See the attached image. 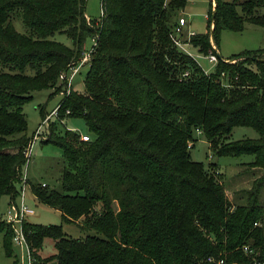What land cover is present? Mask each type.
I'll return each mask as SVG.
<instances>
[{"label":"trees","instance_id":"16d2710c","mask_svg":"<svg viewBox=\"0 0 264 264\" xmlns=\"http://www.w3.org/2000/svg\"><path fill=\"white\" fill-rule=\"evenodd\" d=\"M86 2L0 0V63L7 67L0 71V197L12 203L30 144L24 104L35 90L63 92L60 74L78 63L87 39L97 38L83 90L70 88L58 103L60 119L80 117L94 136L57 132L50 121L43 143L61 149L60 188L25 177L38 201L91 234L78 238L62 224L23 221L29 264L263 260L264 174L246 190L245 204L232 205L217 164L193 160L189 149L199 130L214 156L251 155L248 165L264 170V48L229 61L221 56L206 72L171 37L188 0H101L99 20L86 16ZM210 6L207 31L189 37L202 54L212 50L211 38L218 49L224 29L242 31L246 22L264 28V15L255 14L264 0H216L215 6L211 0ZM16 19L25 32L15 28ZM55 33L72 46L52 39ZM236 126L251 127L258 137L228 140ZM0 234L12 256L14 229L3 218Z\"/></svg>","mask_w":264,"mask_h":264},{"label":"rangeland","instance_id":"374dc122","mask_svg":"<svg viewBox=\"0 0 264 264\" xmlns=\"http://www.w3.org/2000/svg\"><path fill=\"white\" fill-rule=\"evenodd\" d=\"M211 0H188L185 11L180 13V17H184L189 25V30L197 33L207 31V17L210 13ZM230 1V0H225ZM213 3V0H212ZM101 0H87L86 2V16L91 19L99 20L102 14ZM238 10L239 7L237 8ZM255 14L264 15V6L257 7ZM15 28L20 32H25L19 20H14ZM187 27V26H186ZM184 30L183 40L186 37ZM52 39L58 40L67 46H72V40L64 33H55ZM91 45V39H87L85 46L88 48ZM264 48V28L249 22L245 23L242 31H233L224 29L221 31L219 38L220 55L228 58L231 55L237 54L243 50H253ZM191 53L195 54L197 61L204 71L210 72L214 68V63L209 62L208 59L200 54L193 46L186 48ZM199 54V55H198ZM88 64L81 66L77 73L74 74L71 80L70 88L77 91L83 90V79L87 71ZM0 71H7V67L0 63ZM65 86L62 88L63 92H54L53 89H41L32 92V98L23 106V112L27 119L26 134L30 137L31 150L24 167V175L34 184H47L50 188H60L58 180V163L61 158V149L53 143H43L47 138L49 132L48 125L51 121H56V131L63 132L64 129H77L80 133L86 134L91 138L94 136L87 130L84 120L80 117H65L60 123L54 116L45 119L49 116L51 111L58 105L62 99L64 92H69ZM45 114L44 119L42 114ZM41 125V126H40ZM39 129V134L36 132ZM257 132L246 126H236L228 135V140H236L242 138H257ZM195 140L192 141V146L189 149L190 156L193 160L202 162L205 166L209 163L217 164V169L222 171L226 179L235 181L234 175L238 172V168L246 166V161L252 158L251 155H242L239 157L232 156H214L209 148L208 141L200 132L194 133ZM247 169H242L243 171ZM253 183V181H252ZM251 183V186H252ZM250 186V187H251ZM240 189V185L236 186ZM249 189V188H248ZM20 194L15 200V204L23 203L34 212L30 215L24 216V221L36 224H62L63 230L73 237L83 238L91 231L81 230L74 223H65L61 219L59 210L52 208L44 203L38 201L29 188V185H23L19 188ZM260 202L263 205L264 201V187L261 190ZM245 195L246 190H245ZM241 195V194H240ZM236 198L234 197L233 201ZM12 202L6 195L0 197V218L4 217L5 212L10 207ZM4 219V218H3ZM13 228L14 224L12 223ZM20 228V224H15V232ZM14 254L7 256L2 248V235L0 234V264H29L28 253L25 243H16L12 241ZM16 260V262H15Z\"/></svg>","mask_w":264,"mask_h":264},{"label":"built area","instance_id":"2783aa9c","mask_svg":"<svg viewBox=\"0 0 264 264\" xmlns=\"http://www.w3.org/2000/svg\"><path fill=\"white\" fill-rule=\"evenodd\" d=\"M185 24H186V19L184 17H180L179 20H178L177 25L173 29L171 37H172V40L175 43V45H177L181 50H183L185 53H187L189 56H191L192 58H194L197 61V57L195 56V54L191 53L190 51H188L186 49L187 47L192 46L190 44V42H189V37L191 35L195 34V32L194 31H188L186 33V37H185L186 40H183V35H184L183 26ZM96 41H97V38L95 36H93L91 38V45L88 48L85 46L84 51H83V55H82L81 59L78 61V63H76L75 65L71 66V68L67 72H63V73L60 74V79L66 82V84H65L66 86L65 87L67 89L70 88L72 77L74 76L75 73L78 72L79 68L81 66H83L84 64H86V63L88 64V62H89V60L91 58V54L93 53V51L95 49ZM212 45H213V48H212V50L210 52H208L207 54H202V53H200V54L204 55L208 59L209 62H212L215 65L218 62V60L220 59L219 52H218L219 50L216 48V46L214 45L213 42H212ZM221 59H223L225 61H229L226 58H221ZM230 61L234 62V61H236V59H233V60H230ZM183 75L184 76H188L189 72L185 71ZM68 113H69V110L66 109L65 110V114H68ZM51 116L56 117L60 123H62L63 120H64L63 118L60 119L58 117V105L51 111V113L45 119V121L47 122L48 118H50ZM40 126L38 127L36 135L39 134V129L41 128ZM73 130H77V129H73ZM196 131L200 132L199 130H196ZM80 138L82 140H88L89 139L88 135L82 134V133H80ZM30 150H31V146L29 144V146H28V148L26 149V152H25L27 157H28V155L30 153ZM25 177L26 176L23 175V179H22L23 187L25 186V181H26ZM42 185H44V183H42ZM33 212L34 211L32 209L28 208L23 203H20L19 205L15 204V203H12L10 205V207L7 209V211L5 212L3 218L7 222H9L11 224L12 223L14 224V228H13L14 229V234H13V239H12L14 242L21 243L23 241L25 243V239H24V236H23L21 224L24 221V216L33 214ZM15 224H20V228L16 232H15ZM243 250L246 253H248V254L255 255L254 249L249 247L248 245H245L243 247ZM208 260L211 261L212 258L209 257ZM218 264H223V261L219 260ZM253 264H264V259L263 260L255 259Z\"/></svg>","mask_w":264,"mask_h":264},{"label":"crops","instance_id":"0c3cea01","mask_svg":"<svg viewBox=\"0 0 264 264\" xmlns=\"http://www.w3.org/2000/svg\"><path fill=\"white\" fill-rule=\"evenodd\" d=\"M188 28H189V25H188V22L186 21V24L183 26V32L184 30L186 31L185 33H187L188 31H193V30H189ZM218 50H219V47H218ZM251 160L252 158L246 161L245 163L246 166L238 168V172L234 175L235 181L233 182L230 179H226L222 171H220L223 176V184L225 187V192L228 198L230 199L232 205L245 204L246 202V195L244 194L245 190L250 188L253 180H255L256 178L264 174L263 169H259L256 167H250L248 165V162H250ZM244 168H247V169L243 171L242 169ZM238 185H240L241 187L240 189L236 188V186ZM234 197L236 199L233 201ZM263 206H264V201H263Z\"/></svg>","mask_w":264,"mask_h":264},{"label":"water","instance_id":"95a60500","mask_svg":"<svg viewBox=\"0 0 264 264\" xmlns=\"http://www.w3.org/2000/svg\"><path fill=\"white\" fill-rule=\"evenodd\" d=\"M216 5V0H213V6H215ZM213 14H214V9H213ZM212 39V42L214 43V41H213V38H211ZM219 57H221V55L219 54Z\"/></svg>","mask_w":264,"mask_h":264}]
</instances>
